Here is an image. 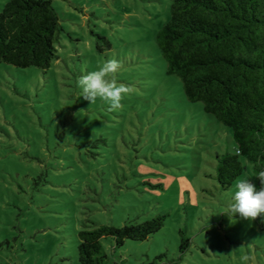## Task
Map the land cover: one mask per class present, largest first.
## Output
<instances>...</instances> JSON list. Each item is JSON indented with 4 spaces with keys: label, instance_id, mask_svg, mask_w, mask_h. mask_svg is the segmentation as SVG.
Listing matches in <instances>:
<instances>
[{
    "label": "rangeland",
    "instance_id": "374dc122",
    "mask_svg": "<svg viewBox=\"0 0 264 264\" xmlns=\"http://www.w3.org/2000/svg\"><path fill=\"white\" fill-rule=\"evenodd\" d=\"M48 1L58 59L0 63V264H76L79 231L161 214L145 241L102 239L108 264H264L252 166L219 187L232 130L186 99L157 46L173 0Z\"/></svg>",
    "mask_w": 264,
    "mask_h": 264
},
{
    "label": "trees",
    "instance_id": "16d2710c",
    "mask_svg": "<svg viewBox=\"0 0 264 264\" xmlns=\"http://www.w3.org/2000/svg\"><path fill=\"white\" fill-rule=\"evenodd\" d=\"M169 13L156 35L167 74L180 79L188 101L201 102L206 114L232 130L236 144L216 155V181L229 189L243 173L245 159L264 207V0H173ZM62 31L50 1H8L0 10V63L49 69L58 59L55 44ZM165 218L79 231L76 264H108L102 239L112 238L114 249L126 240L145 241L162 229ZM179 234L183 254L190 242ZM156 260L177 264L165 254Z\"/></svg>",
    "mask_w": 264,
    "mask_h": 264
}]
</instances>
